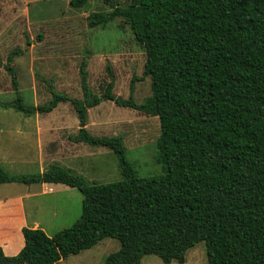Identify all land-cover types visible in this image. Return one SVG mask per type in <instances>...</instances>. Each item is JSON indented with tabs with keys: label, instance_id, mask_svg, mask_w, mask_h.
<instances>
[{
	"label": "trees",
	"instance_id": "1",
	"mask_svg": "<svg viewBox=\"0 0 264 264\" xmlns=\"http://www.w3.org/2000/svg\"><path fill=\"white\" fill-rule=\"evenodd\" d=\"M88 0H69L79 9ZM87 17L89 28L118 18L142 50L140 79L126 99L112 94L113 76L99 94L87 85L86 59L78 66L80 99L55 92L42 105H26L18 92L12 59L0 62L10 76L13 99L0 104L25 116L68 104L77 120L67 139L110 151L120 178L87 183L56 165L36 174L12 175L0 166V185L60 184L81 195L78 218L52 236L21 229L22 248L0 250V264H55L116 239L118 249L101 264H141L145 255L182 264L199 242L205 264H264V0H129L124 8ZM28 44V42H27ZM149 79L150 94L132 98L133 81ZM102 102L158 121L154 160L158 175L138 177L120 137H93L87 110Z\"/></svg>",
	"mask_w": 264,
	"mask_h": 264
},
{
	"label": "rangeland",
	"instance_id": "2",
	"mask_svg": "<svg viewBox=\"0 0 264 264\" xmlns=\"http://www.w3.org/2000/svg\"><path fill=\"white\" fill-rule=\"evenodd\" d=\"M68 1L0 0V62L5 64L9 53L19 51L13 57L11 66L22 102L32 106L44 104L50 97L48 85L55 92L80 99L78 66L83 58L87 62V85L92 93L99 94L108 81L105 73L108 66L113 76L112 94L126 99L131 80L141 78L144 61L142 50L134 42L127 26L118 18L102 28L87 26L88 15L107 14L111 11L101 0H88L79 9L69 7ZM109 1L119 8L126 7L129 2ZM149 94L148 78L133 81L132 98L135 103H141ZM13 97L10 76L0 68V104L11 101ZM25 117L46 118L39 127L53 128L54 132L51 133H56L57 128L60 135L77 128L75 114L66 103L57 105L50 113L30 116L0 107V145L9 146L17 142L13 131L16 126L14 122ZM27 128L33 129L35 125L28 124ZM86 132L93 137H120L125 148V158L133 165L138 177L160 174V166L154 160L155 141L159 135L155 117L117 107L112 102H102L87 110ZM80 147L84 155L90 156L86 162L90 164L86 172L88 174L83 176L87 183L119 180L116 160L110 151L85 144ZM31 151L27 152L28 156ZM16 154L13 152L10 160L18 163L2 167L9 174H36L42 171L40 165L19 162L20 158L14 157ZM26 188L16 183L3 184L0 196L6 192L22 193ZM38 188L37 185L28 187L29 191ZM54 188L58 189H52V195L39 198L47 199L42 207L55 209L56 218H47L48 215L44 214L41 221L45 227L49 225L50 229H64L78 218L81 195L75 189H60L63 188L61 185ZM48 199H52L50 204ZM118 247L116 239L103 238L91 248L68 256L63 264H101ZM140 262L163 264L155 255H145ZM182 264H205L203 242L186 251Z\"/></svg>",
	"mask_w": 264,
	"mask_h": 264
},
{
	"label": "crops",
	"instance_id": "3",
	"mask_svg": "<svg viewBox=\"0 0 264 264\" xmlns=\"http://www.w3.org/2000/svg\"><path fill=\"white\" fill-rule=\"evenodd\" d=\"M46 120V118L29 117L15 120L16 126L13 131L17 136V142L9 146L0 145V166L5 167L6 164L18 163V161L10 160L12 153L15 152L17 154L14 157L20 158L19 162L40 165L42 171L49 165H56L82 177L88 174L86 172L90 164L88 165L86 162L90 156L84 155V152L80 150V146L84 144L74 143L67 139L68 136L75 135L78 127L73 132L61 133L60 135L57 128H55L56 133H51L54 132L53 128L39 127L42 125L41 121ZM28 124L35 125V128L28 129ZM31 130L32 132H30ZM29 150L32 151L31 155L28 156ZM22 159L25 160L22 161ZM42 171H38V173ZM33 185H37L38 190L29 191L28 187L31 185H25L27 188L22 193L6 192L5 195L0 196V250L5 256H13L22 248V228L40 229L48 237L61 230L60 227H52L51 229L49 225L45 227L41 217L46 214L48 215L47 218H51V216L56 218V211L52 208L42 207L47 199L39 198L52 195V189H58L54 187L60 184L40 183ZM61 187L63 188L60 189H64L66 186L61 185ZM51 200L48 199L49 204ZM66 259L67 257L55 264H63Z\"/></svg>",
	"mask_w": 264,
	"mask_h": 264
}]
</instances>
